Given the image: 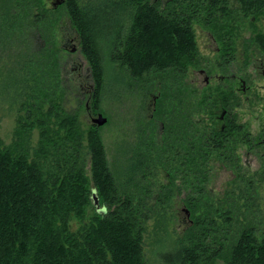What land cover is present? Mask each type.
<instances>
[{"label":"trees","instance_id":"16d2710c","mask_svg":"<svg viewBox=\"0 0 264 264\" xmlns=\"http://www.w3.org/2000/svg\"><path fill=\"white\" fill-rule=\"evenodd\" d=\"M64 1L95 91L103 88L107 69L120 71L121 83L133 88L129 92L156 94L151 123L160 128L140 134L126 163L118 173L112 170L100 135L83 130L78 109L53 105L56 99L64 102L65 92L38 89L56 73L47 64L52 60L45 61L31 39L42 36L48 42L49 27L57 22L45 1L2 0L0 47L16 45L18 59L8 76L20 90L13 141L5 145L0 139V264H147L143 250L147 222L162 219L158 203L168 198L155 167L168 176L173 188L176 179L165 162L172 149L187 152L183 178L188 182L201 175V186L190 185L184 199L189 221L174 238L172 249L161 252V261L264 264V221H255L249 215L253 211L242 216L237 212L240 201L246 211L257 206L258 184L248 177L235 180L231 190L220 195L228 210L218 215L202 172L212 151L224 152L222 158L230 160L225 155L231 135L250 149L255 147L239 137L241 126L232 119L239 98L233 82L221 77H232L231 62L240 44L252 42L264 52V0ZM194 25L221 45L218 57L208 63L212 68L202 61ZM242 29L250 32V39L242 40ZM198 68L214 80L194 89L186 80ZM202 114L206 125L198 118ZM141 120L145 128L146 118ZM34 131L38 139L30 145ZM155 188L163 196H157Z\"/></svg>","mask_w":264,"mask_h":264},{"label":"rangeland","instance_id":"374dc122","mask_svg":"<svg viewBox=\"0 0 264 264\" xmlns=\"http://www.w3.org/2000/svg\"><path fill=\"white\" fill-rule=\"evenodd\" d=\"M44 1L45 9L50 10L49 14L53 15L57 22L52 27L48 26L49 29L52 28L47 34L48 42L42 36L40 38L38 36L31 37V39L32 45L37 49L36 52L40 50L45 55V61L47 58L52 60L47 64L52 67L50 69L56 68V73L48 77L44 87L40 85L38 89L40 92H46L47 94L57 95L59 92H65L64 102L56 99L53 105L64 106L66 110L76 111L78 109L83 130H91L100 135L106 159L111 169L118 173L121 166L124 165V161L126 163L129 158L130 149L136 150L140 134L144 131L146 133L157 132L160 128L159 125L151 123L155 120L152 103L156 101V94L129 92L128 89L133 88L121 83L122 73L118 70V73L117 71L111 72L109 69H107L103 88H100L99 93L96 92L89 63L81 51L79 33L69 18L65 1ZM258 27L262 28L263 23L260 22ZM194 31L195 42L202 61L206 66L212 68L213 65L208 63L218 57V50L221 45L215 42L203 27L194 25ZM241 32L242 40L250 39V32L247 29H242ZM28 42L31 44L29 39ZM8 46L11 50H7L6 46L4 48L0 47V139L5 145L11 144L14 138L15 121L18 117L16 98L19 95L17 92L20 90L15 87L11 77L8 76L9 67L13 66L14 61L16 62V59H18L14 54L17 50L16 45L8 44ZM49 55L52 59L49 58ZM106 65L107 60H105V67ZM47 67L45 64L44 68ZM201 67H204V65ZM201 70L204 69H194L188 74L186 81L194 89L204 88L201 84L208 73L206 71L202 75L200 74ZM231 71V76H235L232 89L235 96L239 98V105L234 110L232 119L241 126L242 133L239 137H244L255 147L250 149L249 145H244L235 140L237 136L231 135L232 138L230 137L229 143L226 144L228 152L225 155H228L230 160L227 161L222 158L224 152L212 151L209 155L210 162L202 165V172L207 175L206 186L213 193L214 211H219L218 215H224L228 210L227 205L222 206L224 200L220 198V195L227 190L230 191L235 180L238 181L242 177L253 178L259 186L255 201L257 206L246 211L242 206L243 202L240 201L237 212L238 215L242 216L246 215L248 211H253L249 215L256 218L255 221H264V174L262 173L264 171V52L252 42L246 41L240 44L235 55H233ZM12 74L14 78L15 72H12ZM112 76L115 82L108 83ZM239 79L246 88L244 94L238 90ZM95 94L98 95L97 99H94ZM44 98L46 97L42 99ZM98 114L106 119L103 126H97L91 122L93 118H97ZM145 118L146 127L144 128L139 120L142 119L141 121H143ZM198 118L204 120L205 125L207 124L205 114ZM148 123L152 125L150 129L147 127ZM201 128L206 127H200L199 130ZM37 139V132L34 131L30 145H35ZM186 154L185 150L172 149L170 154L166 155L165 162L167 166L172 168V174L176 179L172 184L173 188L168 186V176H165L166 174L162 170L155 167L158 177H161V184L168 191V198H164L162 203H158L162 207L159 209L161 210L160 214L162 213L163 216L156 217L162 219L156 221L157 219L153 218L147 222L143 241L147 264H164L160 258L161 252L172 249L174 238L180 235L189 221V211L184 203L185 195L190 190V185H193L194 188L201 186V175L197 180L188 182L184 180L183 165ZM193 155L196 159L200 158V153H197V151ZM144 161L148 160H142L141 163H144ZM200 163L201 158L197 165L199 166ZM162 176L164 177L162 178ZM191 179L192 176L188 180ZM154 191L157 196H163L157 188ZM194 197L199 198L198 195ZM152 204H154V201H152ZM261 214L263 215L262 219ZM75 228L76 224L73 222L72 229Z\"/></svg>","mask_w":264,"mask_h":264},{"label":"flooded vegetation","instance_id":"af4514ba","mask_svg":"<svg viewBox=\"0 0 264 264\" xmlns=\"http://www.w3.org/2000/svg\"><path fill=\"white\" fill-rule=\"evenodd\" d=\"M205 73V71L204 70H201L200 71V74H204ZM206 77H205V79H204V81H203V83L201 84V85H203V87H205V86H208V84L210 83V81H211V83L213 82V77H211L210 75L208 76V75H205ZM234 78H235V76L233 75L232 77H221V80L222 81H227V82H234ZM238 81V80H237ZM238 90H239V92H241L242 94H244L245 93V91H246V88H245V86H244V84L240 81V79H239V81H238Z\"/></svg>","mask_w":264,"mask_h":264},{"label":"water","instance_id":"95a60500","mask_svg":"<svg viewBox=\"0 0 264 264\" xmlns=\"http://www.w3.org/2000/svg\"><path fill=\"white\" fill-rule=\"evenodd\" d=\"M91 122H92L93 124H96L97 126H103V125L106 123V119H105L104 117H102L101 114H98L97 118H93V119L91 120ZM93 199H94V204H97V200H96V198L93 197Z\"/></svg>","mask_w":264,"mask_h":264}]
</instances>
